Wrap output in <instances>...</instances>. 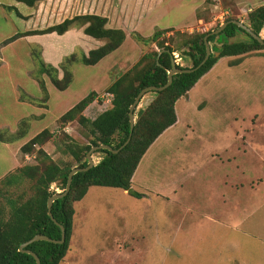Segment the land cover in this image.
I'll list each match as a JSON object with an SVG mask.
<instances>
[{
    "label": "rangeland",
    "instance_id": "rangeland-1",
    "mask_svg": "<svg viewBox=\"0 0 264 264\" xmlns=\"http://www.w3.org/2000/svg\"><path fill=\"white\" fill-rule=\"evenodd\" d=\"M129 1L46 0L29 6L16 0H0V132L7 141L18 138L21 129H27L28 133L13 142L0 140V206L7 198L17 197L23 191L25 197L33 194L29 181L6 187L1 180L18 167L35 164L34 155H38L40 147L54 160L68 163L73 158L63 152L64 140L72 138L79 144L89 141L88 130L77 121L61 127L56 116L93 91L105 71L114 75L124 69L121 66L124 54L133 55L128 66L131 68L144 53L156 48L155 44L138 41L136 36L140 33L133 32L113 57L100 64L74 62L70 66L72 83L60 90L46 74L39 73L32 51L36 49L50 64L53 63L49 60L59 51L53 65L62 78L64 72L60 64L64 58L75 53L79 59L83 52L95 49L98 39L79 28L71 29L64 37L50 33L29 37H17V34L28 29H43L78 14H107L108 8L122 10ZM149 2V8L161 7L164 12L148 16L151 21L145 23L142 35L150 37L169 26L179 27L161 37L171 39L176 49L181 46V36L216 30L227 16L250 26L248 14L255 9L247 0H206L201 8L190 0ZM197 14L205 17L209 24L197 23ZM153 16L157 17L154 21ZM110 25L114 26L110 23L108 27ZM260 36L264 39V28ZM222 39L235 42L250 38L238 31L230 38L218 36L210 46H221ZM63 43L68 49L73 47L67 51L65 46L63 50L58 49ZM257 51L253 54L259 57H248L236 66L224 57L178 102L179 122L153 143L137 171L132 189L144 194L142 198L120 188L92 186L84 198L75 203L70 250L60 264H264V162L261 161L258 169L261 177L258 191L246 190L243 200H237V195L242 194H237L236 186L233 189L225 183L222 177L225 168L217 156L211 163L209 151H193L206 143L213 145L223 141L226 133L241 134L244 130L245 140L264 148V48ZM176 52L180 67H192L193 60L186 48ZM37 77L43 79L46 90L41 88ZM153 96L152 92L147 93L135 113ZM45 129L49 131V137H44L45 144L36 145L30 154L24 153L21 147ZM180 138L189 141L182 145ZM238 143L242 141L235 142ZM180 148H185L186 153L176 152ZM261 151L264 159V149ZM247 155L253 157L256 152L250 151ZM196 156L195 180L188 181L185 172ZM102 157V153L93 154L94 161ZM176 184H184V189L179 188L177 194ZM58 188L62 192L61 187ZM158 192L168 198L157 195Z\"/></svg>",
    "mask_w": 264,
    "mask_h": 264
},
{
    "label": "trees",
    "instance_id": "trees-1",
    "mask_svg": "<svg viewBox=\"0 0 264 264\" xmlns=\"http://www.w3.org/2000/svg\"><path fill=\"white\" fill-rule=\"evenodd\" d=\"M29 6H35L45 0H16ZM21 16V14H19ZM250 28L260 34L264 28V5L249 12ZM232 20L227 16L225 21ZM221 24L219 25V27ZM85 34L95 39L104 41L98 48L91 49L88 53L83 52L78 59L75 53L64 58L60 67L64 75L59 77V71L53 64L47 63L44 58L32 51V57L39 66V73L46 74L51 82L60 90H65L73 80L70 66L74 62L81 61L85 65H96L110 53L122 46L126 40V32L121 28L108 27V18L95 13L78 14L65 18L62 22L53 24L43 29L27 30L17 34V37L30 35H42L57 33L63 35L72 28H82ZM173 30L156 31L150 37L136 36L138 41L146 45L155 44L156 48L144 53V55L127 71L122 73L107 89L110 94L112 107L102 112L95 119L84 115L85 109L96 99L99 94L90 91L83 99L64 113L59 121L61 127L66 123L77 121L88 130L89 141L79 144L72 138L64 140L66 154L72 156L73 161L60 163L54 160L42 147L34 155L36 163L27 164L16 169L2 178V184L6 187L19 186L25 181L31 182L33 194L25 197V191L17 197H9L5 204L0 206V264H36V259L29 253L19 250L22 243L27 242L36 234H44L52 239L60 240L62 230L65 227L66 239L63 243L54 241H36L29 244L25 249L32 250L41 260V264H60L70 250V241L73 234L75 203L82 200L92 186L120 188L136 198H142L144 194L132 189L133 177L143 157L160 137V135L177 122L175 109L176 102L197 84V82L218 62L222 57L243 56L250 52L261 50L264 44L258 42L246 30L235 23H230L219 34H210L213 30L202 33H193L190 36H181V46L174 48L171 39H161L166 32ZM249 35V40L229 42L222 39L221 46H210L209 59L199 68L192 72L178 73L174 75L172 84L163 91H152L153 98L144 107L135 113V126L131 134L130 107L139 92L148 86H163L168 81V72L172 69L173 52L186 48L187 54L193 60L192 67L196 68L206 55L205 37L211 45L218 36L225 38L233 37L237 32ZM16 37V36H15ZM215 52H219L215 56ZM264 55V53L262 54ZM242 58L231 62V65L240 63ZM159 62V64H158ZM180 67V64H177ZM182 68V67H180ZM39 84L43 90L46 85L43 79ZM137 109V108H136ZM27 135V129H21L17 134V140ZM131 136L130 142L118 153L107 149L97 152L103 157L87 171L77 172L73 176L70 191L66 196L56 199L52 206V213L57 224L48 214V198L57 192L52 188L53 184L65 191L68 175L75 167L88 165L87 153L92 146L107 144L114 149H119ZM44 137H49L47 129L41 131L21 149L30 154L36 145H44ZM5 136L0 132V140L6 142ZM11 139L7 142H13ZM33 155V153H31Z\"/></svg>",
    "mask_w": 264,
    "mask_h": 264
},
{
    "label": "crops",
    "instance_id": "crops-1",
    "mask_svg": "<svg viewBox=\"0 0 264 264\" xmlns=\"http://www.w3.org/2000/svg\"><path fill=\"white\" fill-rule=\"evenodd\" d=\"M45 1H42L40 3H43ZM205 1L206 0H201V1L197 2V0H190V2H192L194 4L195 3L199 4L200 8L204 5ZM247 2H248V4H251L252 6H254L255 8L264 5V0H247ZM38 4L39 3H37L35 6H37ZM176 5H178L177 2H176ZM149 6H150L149 0H131L127 4H125V6H123L122 10L120 8H117V9L108 8L107 14L106 13H101V14L98 13V14L108 18V25L110 23L114 24V26L110 25L109 27L121 28L126 32V34H127L126 40L124 41V43L121 46V47H123L125 45V43H127L126 41H128V39H130L131 33L138 32V33H140V35H142V30H143L145 23L148 24L151 21V19L148 18V16H150V15L152 16L155 13L157 14V12H161V11L164 12L163 8H161V7L155 8L154 6H152L153 8H149ZM51 9H52V7H50V10ZM166 9H167V7H166ZM95 14H96V12H95ZM196 16H197L196 17L197 23L202 22L205 24H209L205 20V17L200 16L198 14ZM153 18H154L153 19V21H154V20H156L157 17L153 16ZM155 24L156 23H153L152 27H155L156 26ZM168 28H172V29H176V30L180 29L179 27L175 28L174 26H172V27L169 26ZM168 28H164V29H168ZM79 29L83 30V27L79 28ZM72 30H73V28H72ZM69 31L71 32V30H69ZM68 32H66L63 35H58L57 33H50V34H57L55 36L64 37V36H67L69 34ZM169 35H170V33H168L167 36H169ZM30 36H35V35H30ZM26 37H29V36H26ZM145 37H147V36H145ZM103 44H104L103 41L98 40V41H95L94 47L98 48L99 46H101ZM62 46H65L66 48L64 49V48H62ZM55 47H57V46H55ZM60 47L62 50L64 49L65 51H67V50L71 49L73 46L69 47V49H68V46H66L65 43H63L61 46H59L57 48L59 49ZM120 48H118L114 52L107 55L105 58H103L97 64H100L102 61H104L105 59H107L109 57H113V54H115ZM54 50L57 51V49H54ZM57 52H59V51H57ZM57 52H56L57 55L54 54L52 56V60H49L53 64H56L55 61L57 60V57H58ZM88 52L89 51H87V53ZM255 52H258V51L256 50V51L250 52L246 55L239 56V57L238 56H227V59H229V62L230 61L232 62L233 60H236L238 58H242L240 63H238V64H242L243 62H245L247 60L248 57L258 56V54H253ZM46 53H47V50H46ZM132 58H133L132 54H127V53L124 54L123 58L121 60V66H123L124 69L118 71V73H116L114 75H111V71H105V73L103 75H100L99 81H98L99 82L98 86L93 87L94 88L93 91H96L99 94L98 99H96L94 102H92L85 109L84 115H86L90 119H95L102 112H104V111H106L112 107V101H111L112 99H111L110 95H108V92L106 91V89L118 77H120L122 75V73H124L125 71H127L130 68L128 66H129V63L131 62ZM223 58L224 57L220 58L218 60V62L212 67V69H210V71H208L205 75H207L209 72L214 70V68L218 65L219 61L222 60ZM238 64H236V65H238ZM236 65H233V66H236ZM102 91H104L103 94H101ZM189 92H188V94H189ZM184 97L185 96L181 97L176 102L175 109H176V105L178 104V102ZM73 106L74 105H71L68 108V110L71 109ZM47 110H49V105L47 107ZM66 112H64V113H66ZM64 113H62L59 117L56 116L55 120H58ZM42 114H45V113H41V115ZM178 122H179V116L177 115V122L173 126L168 128L166 131H164L160 135V137L164 136L165 133H168V131L170 129H172L173 127H175ZM244 132H245V130L242 131L241 134H239V132H237V131L232 132L230 134L226 133L225 135H223V137H225L223 141H221V142L218 141V142H216V144H213V145H208L206 143V145H203V146L201 145L199 148H197V149L195 148V150H193L194 152H196V150H197L201 153L209 151L211 153V163H214V161H216L217 158L220 160V165L224 166V168H225L223 170V175H222V177L225 179V183L227 185L230 184L231 188H233V189H234L233 186H236L235 189L237 191V194H239V193L242 194L240 197H239V195H237V197H236L237 200H239V198H240V200H243L246 190L249 192L258 191V189L261 186L260 185L261 184V182H260L261 177L259 175L258 169L260 168L261 161L264 162V159H262V157L260 156V154L262 152L261 149H264V148L258 147L257 144H253V143L250 144L249 143L250 141L245 140ZM37 134L38 133H36V135ZM231 139L233 141H232V143H229L231 141ZM185 141L188 142L189 140L187 139ZM185 141L183 140V138H180V140H179L180 144H182V145H184ZM239 141H242V144H239V143L235 144V142H239ZM184 149L185 148H183V149L180 148V149L176 150V152L186 153L184 151ZM250 151H253L254 153L256 152V155L253 157H250L249 155H247ZM217 154H219V155H217ZM215 156H217V158H215ZM188 157H189V155H188ZM184 158H187V156ZM197 159H198V156L195 157L194 162H189V167L187 168V172H185V174L187 175L188 181L189 180H191V181L195 180V176H196V172H197V165H198ZM255 162H257V165L255 164ZM95 163H97V162L95 161ZM229 165H231V167L227 168V166H229ZM138 169H139V167H138ZM138 169H137V171H138ZM137 171L134 174L132 186L134 184V180L136 178ZM187 180H185V181H187ZM179 188L181 190L184 189V184H179V185L176 184V190H175L176 194H177ZM124 192L128 193L127 191H124ZM157 195H161L162 197L168 198V196L163 194L162 192H158ZM225 196L228 198V194H226Z\"/></svg>",
    "mask_w": 264,
    "mask_h": 264
},
{
    "label": "water",
    "instance_id": "water-1",
    "mask_svg": "<svg viewBox=\"0 0 264 264\" xmlns=\"http://www.w3.org/2000/svg\"><path fill=\"white\" fill-rule=\"evenodd\" d=\"M230 23H235L237 24L239 27L243 28L244 30H246V32H248L250 35H252L258 42H260L261 44H264V39L260 36V34L255 33L249 26H247L246 24H244L243 22L237 20V19H232L229 21H225L223 24H221V26L212 31L210 34H219L220 32H222L226 26ZM208 34L205 37V43H206V55L205 58L202 60V62L199 64V66H197L196 68H180L178 67L177 63L175 62L174 59H172V69L169 70L168 72V81L165 85L163 86H148L146 88H143L139 94L137 95V97L135 98L133 104L130 107V113H129V117H130V126H131V134L133 132L134 126H135V109L139 107L142 99L144 98V96L152 91H163L164 89H166L167 87H169L172 82H173V77L174 75L178 74V73H184V72H192L195 69L201 67L210 57L211 55V47L208 43V36L210 35ZM219 52H215V56H218ZM159 64V62H158ZM131 136L126 140V142L119 148V149H114L112 146H109L107 144H100V145H95L92 146V148L90 149V151L87 153V160H88V165L86 167H75L73 168L69 175H68V181H67V185H66V189L64 192H57L56 194L50 196L48 198V214L49 216L57 223L59 224L52 213V206L53 203L56 199L62 198L64 196L67 195V193L70 191L71 188V184H72V180H73V176L74 174H76L77 172H81V171H87L90 168H92L96 163L94 161L93 158V154L101 149H107L113 153H118L123 147H125L129 142H130ZM99 162V161H98ZM97 162V163H98ZM61 230H62V236L60 240H55L50 238L47 235L44 234H36L35 236H33L30 240H28L25 243H22L19 250L22 252H26L31 254L32 256L35 257L36 259V264H41V260L40 258L37 256V254L35 252H33L32 250H28L25 249V247H27L29 244L36 242V241H41V240H46V241H54V242H61L63 243L66 239V233H65V227L63 225H60Z\"/></svg>",
    "mask_w": 264,
    "mask_h": 264
},
{
    "label": "built area",
    "instance_id": "built-area-1",
    "mask_svg": "<svg viewBox=\"0 0 264 264\" xmlns=\"http://www.w3.org/2000/svg\"><path fill=\"white\" fill-rule=\"evenodd\" d=\"M173 55H175L174 56V60H175V62H177V64H179V60H180V57L178 56V53L177 52H173ZM108 95H110V94H108ZM101 160V158H99L96 162H98V161H100ZM56 184H53L52 185V188L57 192H59L60 190H59V188H58V186H55Z\"/></svg>",
    "mask_w": 264,
    "mask_h": 264
}]
</instances>
